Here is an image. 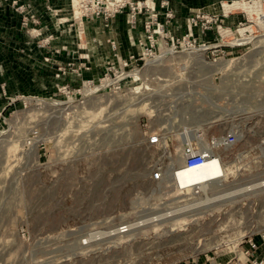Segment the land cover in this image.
<instances>
[{
	"label": "rangeland",
	"instance_id": "obj_1",
	"mask_svg": "<svg viewBox=\"0 0 264 264\" xmlns=\"http://www.w3.org/2000/svg\"><path fill=\"white\" fill-rule=\"evenodd\" d=\"M229 1L190 8L184 28L171 0L0 4L24 38L0 57V264H244L242 236L264 230V0ZM195 10L214 22L188 46ZM194 129L235 132L223 165L152 180Z\"/></svg>",
	"mask_w": 264,
	"mask_h": 264
},
{
	"label": "built area",
	"instance_id": "obj_2",
	"mask_svg": "<svg viewBox=\"0 0 264 264\" xmlns=\"http://www.w3.org/2000/svg\"><path fill=\"white\" fill-rule=\"evenodd\" d=\"M2 1L5 0H0V2ZM113 2V11L116 12L122 7V4L120 0H113ZM231 2L232 1H229L228 3ZM163 3L165 2H161L160 6H162ZM142 7L146 9L145 11L149 12L150 18L156 17L155 9L152 3L151 6L147 3H143ZM131 8L133 9V7ZM190 11L193 12L192 10ZM195 11V14H193L191 18H189L186 22L187 31L189 32H186L184 34V37H186L187 41L189 40L192 42H187L188 46H193V44L195 43V38L192 37V34L190 33L191 31L189 30V27L191 25L195 27L197 26L202 30L208 28L209 23L214 22V19H212L211 16L201 15L202 11L200 10ZM170 16V13L165 14L166 18ZM150 28L151 27L147 24L145 25L144 30L148 32ZM224 32H226V30H224ZM151 33L156 34L154 29L151 30ZM150 34H148V36L146 37L147 40L145 39L144 42H139L142 46H147V48H144L146 52L143 53L146 56H149L147 59L155 55V53H153L152 51H154V44L156 42V39L153 38ZM161 42V45H166L163 40ZM197 45H199V43H197ZM145 59L146 58H144V60ZM86 89L91 88L90 86H87ZM193 131H195L194 137L189 138L187 136H183V140L180 142V146L178 148L179 152L177 158H175L174 160H170V163L165 166L164 171L159 167H156L151 171L149 176L152 180H160L162 179L163 175H166L165 177H171L173 175L175 176V174L179 170V167L191 168L213 159H218L221 162L219 152L228 150L232 146V144L236 142V134L231 130L227 131L221 136L210 137H206L204 132L198 129H194ZM32 134L34 135L35 133L33 132ZM161 138V135L157 131H151L146 136V141L149 145L161 147L162 145H165L164 141L161 140ZM180 189L182 190L184 189V187ZM129 224L130 223L123 221L120 224L112 226V228H110L107 233L109 234V236L124 235L130 229ZM258 237L259 240L257 241L250 235L242 236V239L239 242V244L241 245L239 247V257H242V261H240V263L264 264V230L259 233Z\"/></svg>",
	"mask_w": 264,
	"mask_h": 264
},
{
	"label": "crops",
	"instance_id": "obj_3",
	"mask_svg": "<svg viewBox=\"0 0 264 264\" xmlns=\"http://www.w3.org/2000/svg\"><path fill=\"white\" fill-rule=\"evenodd\" d=\"M25 1V0H23ZM208 0H171V6L173 8V11L174 9H176V12L177 13H181L183 18L182 21H181V27L184 28V16H186V14L189 12V9L190 8H195V7H199V6H202L204 3H206ZM4 1L0 2L1 6ZM0 6V8H1ZM7 15L5 16L4 20L2 21L0 19V29H1V33L3 35H7V34H10L8 35L7 37L3 38V41L0 42L2 43V46H0V57H2L3 59H10L12 56H13V50H14V46L16 44H19L21 45L22 41L24 38H17L15 37V35H11L10 31L13 29V27H15L16 23L15 22H12V21H9V17H8V13H9V10L6 11ZM18 25V24H17ZM17 27V26H16ZM33 46L30 47L29 52H27L28 50H26L27 54H32L33 58L35 59V61H39L40 60V55H39V50L35 47L34 44H32ZM32 49V50H31ZM36 51V52H35ZM66 58H69L66 56ZM87 73H85L86 75Z\"/></svg>",
	"mask_w": 264,
	"mask_h": 264
},
{
	"label": "bare ground",
	"instance_id": "obj_4",
	"mask_svg": "<svg viewBox=\"0 0 264 264\" xmlns=\"http://www.w3.org/2000/svg\"><path fill=\"white\" fill-rule=\"evenodd\" d=\"M238 1H240V0H238ZM238 1H232L230 4H232V3H234V2H238ZM248 1H250V0H247V1H241V2H248ZM224 3H226V2H224ZM252 3H253V1H252ZM222 4V3H221ZM199 49H204V47L202 48H199ZM188 50H193V49H188ZM35 139H37V138H33V137H31V138H27V140L28 141H34ZM27 147H29V146H27ZM214 162H216V163H218V162H220L218 159H213V160H208V161H206V162H204L203 164H201V165H198V166H195V167H201V166H203L204 164H206V163H214ZM222 165H223V163L222 162H220ZM195 167H191V168H195ZM181 167H179V169H180ZM190 169V168H189ZM177 174V173H176ZM175 174V175H176ZM166 175H164V177H165ZM172 177V176H171ZM171 177H165V179H169V178H171ZM180 188H183V187H180L179 186V190L180 191H186L187 189H189V188H191V186L190 187H187V188H184V189H180ZM194 188V187H193ZM196 188H197V186H196ZM197 191H198V189H196L195 190V192H196V195H199L198 193H197ZM129 225H131V224H129ZM131 231V226H130V229H129V231L127 232V233H125L124 235H126V234H128L129 232ZM124 235H121V236H124ZM117 236V235H116Z\"/></svg>",
	"mask_w": 264,
	"mask_h": 264
}]
</instances>
